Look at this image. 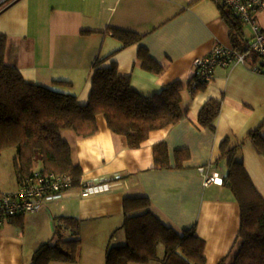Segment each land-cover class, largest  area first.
<instances>
[{
	"label": "crops",
	"instance_id": "obj_1",
	"mask_svg": "<svg viewBox=\"0 0 264 264\" xmlns=\"http://www.w3.org/2000/svg\"><path fill=\"white\" fill-rule=\"evenodd\" d=\"M261 12L253 13L258 22ZM259 25L264 29L262 21ZM114 28L143 37L123 47L113 36ZM230 34L216 0H6L0 4L5 62L17 67L27 81L74 94L80 103L88 101L98 58L111 57L120 73L131 75L132 88L150 96L175 81L188 85L194 60L216 45L230 47ZM141 47L163 66L160 73L142 66ZM193 92L190 86L183 91L185 116L152 130L139 147L127 146L102 114L97 115L98 129L92 134L63 129L72 159L82 169V180L104 185L87 196L80 187H72L37 211L8 218L0 226V264H33L35 251L55 239V223L61 217L79 220L76 235L61 221L59 226L67 239L81 240L80 249L75 261L49 264H105L108 246L126 242L121 229L125 199L141 196L149 198L151 211L164 224L178 232L194 230L204 242L207 264L229 259L236 248L241 211L235 194L223 183L228 166L220 157L221 143L227 137L245 141L241 157L264 197V154L248 137L264 121V72L250 62L218 65L213 80ZM209 98L222 101L215 129L198 120ZM160 143L168 148L170 166L155 162L154 147ZM10 148L15 165L17 150ZM181 149L189 154L177 166ZM200 167L219 180L206 183ZM15 177V185L0 182V190L18 189L16 168ZM160 246L159 259L129 264H162L165 246L162 251Z\"/></svg>",
	"mask_w": 264,
	"mask_h": 264
},
{
	"label": "trees",
	"instance_id": "obj_2",
	"mask_svg": "<svg viewBox=\"0 0 264 264\" xmlns=\"http://www.w3.org/2000/svg\"><path fill=\"white\" fill-rule=\"evenodd\" d=\"M216 1L221 16L231 29V47L245 54L246 62L259 66L264 72V57L248 45L253 36L247 37L246 22L224 0ZM112 32L123 42V47L135 44L143 37L140 33L118 28ZM5 46V37H1L0 153L6 148H16L15 168L19 180L40 169L69 173L74 178V186H80L82 169L72 159V147L62 137L63 129H73L79 135L92 134L98 129L97 115L102 114L110 129L120 134L127 146L139 147L152 130L174 124L185 116L187 111L182 104L185 87L190 86L195 93L208 84L193 86V78L188 85L175 81L165 85L160 92L145 96L132 88L131 75L120 73L116 61L111 57L98 58L94 63L88 101L80 103L74 94L27 81L17 67L5 62ZM138 57L144 68L156 73L163 70V66L150 57L147 49L141 47ZM221 105L220 99L209 98L199 111L200 124L215 129ZM248 137L264 154V121ZM244 143V140L233 141L230 137L221 143L220 157L226 160L228 166L223 183L235 194L241 213L236 248L229 259L219 264H264V197L255 187L241 157ZM154 151L157 165L170 166L165 144H157ZM177 153L179 166L189 153L182 149ZM150 208L151 202L146 196L125 199V220L121 229L126 233V242L108 246L105 264L157 260L160 245L165 246L162 264H207L204 242L194 230L178 232L164 224ZM58 219L72 230L73 235L78 234V219ZM59 221L55 223V239L43 243L35 251L33 264L77 259L81 240L67 239Z\"/></svg>",
	"mask_w": 264,
	"mask_h": 264
},
{
	"label": "built area",
	"instance_id": "obj_3",
	"mask_svg": "<svg viewBox=\"0 0 264 264\" xmlns=\"http://www.w3.org/2000/svg\"><path fill=\"white\" fill-rule=\"evenodd\" d=\"M6 0H0V4ZM231 7L236 9L241 18L250 23L253 28V37L248 43L249 47L264 57V29L253 18L252 13L264 11V0H224ZM246 56L231 46L216 45L212 51L197 57L194 60V75L192 85L199 83H210L215 75V68L218 65L228 66L232 62L245 63ZM261 71L259 66H254ZM205 175L206 183L215 182L219 178L209 176L205 167H200ZM221 180V179H220ZM104 184L81 181L80 186H74V178L69 173H56L35 169L20 180L18 189L14 191L0 192V226L13 216L37 211L43 204L63 197L64 193L72 187H80L82 195L87 196Z\"/></svg>",
	"mask_w": 264,
	"mask_h": 264
},
{
	"label": "rangeland",
	"instance_id": "obj_4",
	"mask_svg": "<svg viewBox=\"0 0 264 264\" xmlns=\"http://www.w3.org/2000/svg\"><path fill=\"white\" fill-rule=\"evenodd\" d=\"M255 19V18H254ZM257 24H259L260 21L264 23V12H261L259 15V22L255 19ZM245 31L247 34V37L253 36V28L248 21L245 23ZM63 131V130H62ZM66 135V134H64ZM65 137V136H64ZM14 150L12 148L7 149L3 152V154L0 156V182L4 185L10 186V184L15 185L16 184V177H15V165H14ZM113 244H116V242H113ZM163 245L160 246V249L162 251Z\"/></svg>",
	"mask_w": 264,
	"mask_h": 264
}]
</instances>
